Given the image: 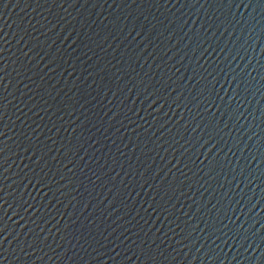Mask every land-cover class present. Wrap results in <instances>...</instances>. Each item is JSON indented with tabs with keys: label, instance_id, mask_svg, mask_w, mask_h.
<instances>
[{
	"label": "water",
	"instance_id": "obj_1",
	"mask_svg": "<svg viewBox=\"0 0 264 264\" xmlns=\"http://www.w3.org/2000/svg\"><path fill=\"white\" fill-rule=\"evenodd\" d=\"M0 264H264V0H0Z\"/></svg>",
	"mask_w": 264,
	"mask_h": 264
}]
</instances>
